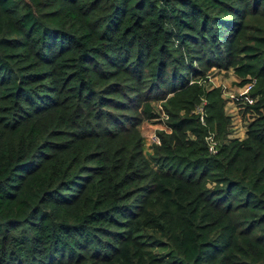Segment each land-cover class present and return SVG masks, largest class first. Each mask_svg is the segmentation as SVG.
<instances>
[{"label":"trees","instance_id":"obj_1","mask_svg":"<svg viewBox=\"0 0 264 264\" xmlns=\"http://www.w3.org/2000/svg\"><path fill=\"white\" fill-rule=\"evenodd\" d=\"M0 264H264V0H0Z\"/></svg>","mask_w":264,"mask_h":264},{"label":"rangeland","instance_id":"obj_2","mask_svg":"<svg viewBox=\"0 0 264 264\" xmlns=\"http://www.w3.org/2000/svg\"><path fill=\"white\" fill-rule=\"evenodd\" d=\"M204 77L203 82L206 81L207 84L221 87L224 91L226 111L231 119L228 139L244 138L247 134L248 125L254 118L251 111L245 112V101L241 99L243 95L248 93L246 87L240 86V79L233 70L211 68ZM153 106L157 115L149 121H144L141 125L144 153L152 162V156L156 155L155 149L161 144V135L171 132L169 116L165 112L163 103L154 102ZM218 140L221 143L220 139Z\"/></svg>","mask_w":264,"mask_h":264},{"label":"built area","instance_id":"obj_3","mask_svg":"<svg viewBox=\"0 0 264 264\" xmlns=\"http://www.w3.org/2000/svg\"><path fill=\"white\" fill-rule=\"evenodd\" d=\"M244 87H246V91L249 92L250 89L253 87V81L248 82L246 85H244ZM206 103H207L206 98H203L201 103H199L194 110V112L199 115V119L204 125H207ZM205 139L209 152L211 154H216L220 146V142L217 138L216 133L214 131H210L206 135Z\"/></svg>","mask_w":264,"mask_h":264}]
</instances>
